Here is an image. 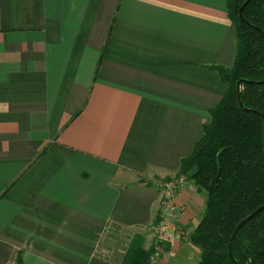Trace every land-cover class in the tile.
Listing matches in <instances>:
<instances>
[{
  "label": "crops",
  "instance_id": "1",
  "mask_svg": "<svg viewBox=\"0 0 264 264\" xmlns=\"http://www.w3.org/2000/svg\"><path fill=\"white\" fill-rule=\"evenodd\" d=\"M226 5L0 0V264H120L102 234L153 230L158 179L192 153L225 92L212 67L235 58ZM174 204L166 264L204 199L190 184Z\"/></svg>",
  "mask_w": 264,
  "mask_h": 264
},
{
  "label": "trees",
  "instance_id": "2",
  "mask_svg": "<svg viewBox=\"0 0 264 264\" xmlns=\"http://www.w3.org/2000/svg\"><path fill=\"white\" fill-rule=\"evenodd\" d=\"M227 0V16L235 31L236 53L231 67H212L225 86L218 104L209 111L210 122L192 153L181 159L176 176L203 195L204 209L187 241L200 251L196 264H234L228 245L236 225L264 206V123L240 108L236 84L264 79V0ZM260 31V32H259ZM243 106L264 115V84L241 86ZM169 246L156 242L144 249V239L129 244L120 264H150L155 253ZM232 255L238 264H264V210L237 232ZM14 264H22L19 257Z\"/></svg>",
  "mask_w": 264,
  "mask_h": 264
},
{
  "label": "rangeland",
  "instance_id": "3",
  "mask_svg": "<svg viewBox=\"0 0 264 264\" xmlns=\"http://www.w3.org/2000/svg\"><path fill=\"white\" fill-rule=\"evenodd\" d=\"M176 173L173 174L172 176H163L160 179H158V182L160 183V185H163L165 182L176 181L178 179L183 180L184 177H182V176L180 177L178 175L176 176ZM187 185H190V184L187 182ZM155 231H156V227H154L153 230L152 229L150 230V228H148V227L143 228L142 230H129V231H126V230H113L112 231L111 230L108 233L105 232L102 234V236L99 239L98 247L99 248L108 247L109 246L108 241H110L111 243L114 242V245L112 246V248L116 249L117 251H119V249H120L121 251L119 253L123 257L124 253L128 247L127 244L130 243L135 238H140V237L143 238L148 243V245H149L148 248H150L152 243L156 241ZM189 232L186 233L183 230L184 235L181 237V241L183 243H180V246L182 245V247H180L178 252H175V250H174L172 253L167 254V256L163 255V257H165L167 259L170 257L168 259L169 260L168 264H196L199 261V258H200L199 249L196 248L195 246L189 244L187 241ZM152 234H153V237H152L153 240L149 237ZM183 239L185 241H183ZM116 241H118L120 244L117 243ZM125 245H127V246L124 247ZM148 248H146V249H148ZM169 250H170V247L168 249V252H169ZM123 251H124V253H123ZM160 258H161L160 255L159 254L157 255V253H155V254L151 255L149 262H150V264H164L165 262H163V260H162L164 258H161V259ZM120 263H121V261H120Z\"/></svg>",
  "mask_w": 264,
  "mask_h": 264
},
{
  "label": "built area",
  "instance_id": "4",
  "mask_svg": "<svg viewBox=\"0 0 264 264\" xmlns=\"http://www.w3.org/2000/svg\"><path fill=\"white\" fill-rule=\"evenodd\" d=\"M186 185L187 182L184 179L165 182L163 185H160L163 192V200L160 208V221L155 226V242L158 244H171L175 241V236H180L176 234L174 229V225L178 221L180 215V210L176 208L174 204V198L186 187ZM159 253L157 252V255Z\"/></svg>",
  "mask_w": 264,
  "mask_h": 264
},
{
  "label": "water",
  "instance_id": "5",
  "mask_svg": "<svg viewBox=\"0 0 264 264\" xmlns=\"http://www.w3.org/2000/svg\"><path fill=\"white\" fill-rule=\"evenodd\" d=\"M249 1H250V0H246V1L244 2V4L240 7L239 11H238V16H239V18H240L242 21H243V17H242L243 9H244V7L248 4ZM259 32H260V31H259ZM260 33H261V35L264 37V34H263L262 32H260ZM242 84H249V85L257 84V85H262V84H264V79H262V80H260V81H246V80H240V81H238L237 84H236V96H237V100H238V104H239L240 108L243 109V110L246 111V112H251V113H254V114L258 115V116L262 119V121H263V123H264V116H263L262 114H260V113L257 112V111H254V110L247 109V108H245V107L243 106V103H242V101H241V86H242ZM263 148H264V134H263ZM263 210H264V206H263V207H260V208H258V209H256L254 212H252L250 215H248L246 218H244L242 221H240V222L236 225V227H235V229H234V231H233V233H232V235H231L230 242H229V245H228V254H229V257H230L231 261H232L234 264H238V263L234 260L233 255H232V244H233V241H234V239H235V236H236L238 230H239V229H240V228H241L246 222H248L250 219H252L255 215H257L258 213L262 212Z\"/></svg>",
  "mask_w": 264,
  "mask_h": 264
}]
</instances>
